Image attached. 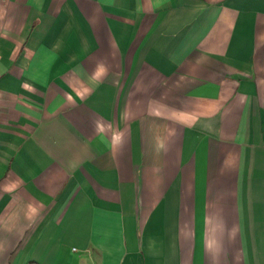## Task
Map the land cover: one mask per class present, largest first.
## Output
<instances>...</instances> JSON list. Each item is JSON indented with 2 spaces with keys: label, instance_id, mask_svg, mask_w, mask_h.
<instances>
[{
  "label": "crops",
  "instance_id": "crops-1",
  "mask_svg": "<svg viewBox=\"0 0 264 264\" xmlns=\"http://www.w3.org/2000/svg\"><path fill=\"white\" fill-rule=\"evenodd\" d=\"M0 264H264V0H0Z\"/></svg>",
  "mask_w": 264,
  "mask_h": 264
}]
</instances>
